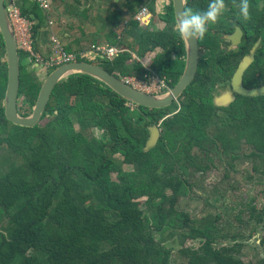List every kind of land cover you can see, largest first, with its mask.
<instances>
[{
  "label": "trees",
  "instance_id": "16d2710c",
  "mask_svg": "<svg viewBox=\"0 0 264 264\" xmlns=\"http://www.w3.org/2000/svg\"><path fill=\"white\" fill-rule=\"evenodd\" d=\"M157 1L120 0V6L132 16L146 6L154 14ZM166 2L162 31H143L134 21L129 30L122 29V35L110 30L108 43L128 51L114 60L94 63L115 76L143 79L146 70L131 53L144 55L160 49L153 70L175 87L185 71L186 44L174 31L173 0ZM225 2L229 20L246 36L239 49L240 59L259 43L254 64L244 78L245 86L258 87L256 76L264 75V0H249L251 20L246 22L237 19L240 0ZM208 3L187 0L186 8L204 10ZM21 12L38 20L35 51L47 58L39 42L46 13L38 0H24ZM113 13L108 22L119 24L123 12ZM213 28L219 33L207 32L200 44L209 49L214 66L223 65L227 57L219 51L225 36L222 31L229 33L235 28L223 21ZM131 36L133 42L129 43ZM84 43L82 50L97 42ZM19 54L18 107L20 110L21 101H25L32 109L42 81L36 74V59L29 53ZM5 56L0 32V264H177L180 258L184 264H246L240 257L245 244L239 230L220 227V215L194 218L180 210V201L197 180L189 179V173L203 167L193 155L215 141L210 136L212 128L231 166L239 159L243 139L264 160V96L242 97L227 108L226 119L217 120L213 119L212 82L194 80L180 99L181 112L161 123L175 105L150 110L132 104L137 107L132 111L128 101L82 75L60 82L41 121L26 128L5 116ZM158 125L159 140L151 145V128ZM126 164L132 170H125ZM207 168L203 167L204 171ZM143 198L142 208L139 201ZM249 210L250 236L261 233V243L255 242L249 249L264 252V207L257 210L251 205ZM242 212L237 217L241 224ZM188 241L192 244L187 245Z\"/></svg>",
  "mask_w": 264,
  "mask_h": 264
},
{
  "label": "water",
  "instance_id": "95a60500",
  "mask_svg": "<svg viewBox=\"0 0 264 264\" xmlns=\"http://www.w3.org/2000/svg\"><path fill=\"white\" fill-rule=\"evenodd\" d=\"M161 3L166 6V0H162ZM186 3L187 0H173L176 18L179 12H183L186 9ZM22 5H24V1H21L20 6L22 7ZM47 15H49V13H47ZM45 23L46 26H49L50 24L52 26L53 22L50 18H48V16H46ZM0 32L2 33L5 40V61L8 65V81L4 99L5 116L7 120L14 125L26 128H33L38 125V123L41 121L47 102L50 100L55 87L60 82L68 78L85 75L91 77L94 82L101 84L104 88L111 90L119 97L129 101L131 104L153 109H162L171 105L173 100L178 99L186 90V88L192 83L197 74L200 61L199 41L193 40L190 41V44L185 42L186 67L183 76L181 77L174 91L162 97H152L134 90L132 87L125 84L121 79L106 71L100 65L92 64L86 61L70 63L55 69L46 77L45 81L41 85L37 102L34 105L31 114L23 115L21 114V111L18 107L21 86V59L13 25L7 12L5 0H0ZM240 35L241 32L238 29L235 35L230 39H235ZM258 46L259 45L257 44L253 51H251L250 55H248L240 64L231 81L232 88L235 89L236 93L244 97L254 98L264 96V86L247 89L243 85L245 72L254 62L255 53ZM34 66L38 69H44V65H41L37 62L34 64ZM228 86L229 84L226 87ZM217 96L218 95H216L215 100L216 105H224L222 102L224 98L218 101L220 96ZM224 97L228 100V103L233 100L227 96V94H225ZM158 137L159 132L154 129L150 141L151 145H155L157 143Z\"/></svg>",
  "mask_w": 264,
  "mask_h": 264
},
{
  "label": "rangeland",
  "instance_id": "374dc122",
  "mask_svg": "<svg viewBox=\"0 0 264 264\" xmlns=\"http://www.w3.org/2000/svg\"><path fill=\"white\" fill-rule=\"evenodd\" d=\"M161 1L162 0H159L158 6H162L160 5ZM27 2H30V0H27ZM86 2L90 3L91 1L86 0ZM118 11L123 12V8L120 6ZM44 12L46 16H48L47 13H49V11L46 10ZM160 13L161 12L158 14L160 15ZM163 14L164 13H161L162 16ZM112 28L113 26L111 25V29ZM164 28L165 24L163 23L160 29L163 30ZM115 29L116 30L113 29L115 33L122 35V26H120L119 29ZM128 42H133L132 36L128 39ZM71 51L75 52L74 49H71ZM157 53H160V51L157 50L156 54ZM144 57L148 58V56ZM51 72L50 70V73ZM36 74L41 81H44L48 76L47 72H44V70L41 71L37 69ZM225 87L226 86L223 85L218 86L216 90L217 95L221 92L225 93L227 89ZM30 108L29 104H25V101H21V114L30 115L33 109ZM243 148V154L249 156L252 148L246 149L245 146H243ZM209 155L215 156V154L212 153H209ZM199 162L206 165V157L202 156ZM254 167L264 169L261 161L254 158H243L240 162H235L234 167H231L226 160L220 162L218 159L215 166L202 174L200 179L198 177L196 178L195 172H190L188 176L189 179L190 177L197 179L195 186L192 190L188 188L189 191L187 196L182 197L180 201V210L191 214L194 218H203L207 215H220V227H229L230 229L239 230L242 233L245 244V248H243L240 257L246 264L264 261V252H257L256 250L253 251L249 249L255 240H257V244L260 243V236L258 234L254 235L255 237L252 235L250 236L253 224H248L247 220L249 219V213L246 212H250L249 206L253 205L252 200H254V206L257 210H261L264 207V176L257 173ZM124 169L132 170L131 166L127 164L124 166ZM139 202L142 204L141 207L143 208L146 200L143 198ZM241 212L243 213V219H241V221H243L242 224L237 219ZM191 244L192 242L188 241L187 245ZM174 247H177V245H174ZM184 263H186V261L180 258L177 264Z\"/></svg>",
  "mask_w": 264,
  "mask_h": 264
},
{
  "label": "flooded vegetation",
  "instance_id": "af4514ba",
  "mask_svg": "<svg viewBox=\"0 0 264 264\" xmlns=\"http://www.w3.org/2000/svg\"><path fill=\"white\" fill-rule=\"evenodd\" d=\"M156 6H157V3H156ZM229 13H230L229 8L226 7V10H225V12L222 15L221 20H219V22L217 23V24L222 23V21L224 23L225 22H227V23L231 22V24H233L234 25V28H235L234 31L229 32V33H227V31H225V30L222 31V33H224L225 36L222 37V39L219 42V51L221 53H223L227 57V61L223 65H221L222 63H220L219 65L216 64L214 66L213 65V62L210 60V51H209V49H206L205 46H202L200 44V41L201 40H198L199 41V46H200V61H199L198 70H199L200 66H202L201 67L202 74L201 75H198V70H197V74H196L194 80L202 81L203 84H209L210 82H212V84H211V87H212L211 88L212 89L211 90V96L213 97V104L215 106V108H214L215 110L213 111V119L216 118L217 120H219V119H226L228 117V115H229V111H228L227 108L229 106H231V104H233L235 101H239L242 97H244V96H241V95H239V94L236 93L235 89L232 88L231 81H232L233 76L237 72L240 64L244 61V59L248 55H250L251 51H253V49L255 48V46L257 44L259 45V43H257L252 49H250L249 54H245L240 59V56L238 55L239 49L244 44V38L246 36H245V33L242 31V29L239 26H237V23H234L231 20H229V18H228V14ZM214 26L215 25H212V26L209 27V31L211 32V34L212 33L213 34L219 33L217 30H214L215 29V28H213ZM130 28L131 27L129 26L128 27V30ZM238 29L240 30L241 35L240 36H237L235 39L234 38L233 39H230V38H232V36L235 35V33L237 32ZM229 30H230V28H229ZM143 31H148V30L145 29ZM155 31L158 32V31H162V30L155 29ZM157 54H159V53H157ZM157 54H154V55L150 56L148 59H146V62L144 63V65H145L144 68L146 70V74L144 75V78L141 79V82L144 83V86H142V88H135V87H133L134 90H136V91H138L140 93L146 94L148 96H152V97H162L164 95H167L169 93H172L174 91L175 87L178 85L177 84L175 87H171L170 84H169V81L166 78H163V77L161 78L160 76H159L158 83H157V81H156V84H153L152 83V79H153V76H154V70H153L152 63H153V60L155 59V57H156ZM183 60L186 62V56L183 57ZM200 63H202V64H200ZM253 64H254V62L248 67V69L245 72V75H246L247 71L249 70V68ZM45 72H47V74H48L50 72V68H46L45 69ZM224 73H226V74L224 75ZM245 75H244V78H245ZM213 81H215V83ZM256 81L259 84L258 87L264 86L263 85V82H264L263 72H261V74H259V73L257 74ZM228 84H229V86L228 87H225V88H227L226 89V92L225 93H222L221 92L217 96V97L220 96L218 101H220V99L224 98L223 101H222L224 103V105H216L215 104V100H216V95H217V92H216L217 87L218 86H221V85L227 86ZM243 85L247 89H253V88H249V87L245 86L244 79H243ZM255 88H257V87H255ZM183 93L181 94V96L178 99L173 100V102L171 103V105H169L168 107L162 108V109H165V108L168 109V108L172 107L173 105H175L177 107L171 113H169L165 117H163L160 120L161 123L165 119L172 118L174 115H176L179 112H181V110H182V104H181L180 99H182ZM225 94H227V96H229L231 99H233L230 103H228V100L224 97ZM127 105L131 108L132 111L137 109V107L131 106L130 104H127ZM149 109L152 110L153 108H149ZM159 126L160 125L155 126V127L153 126L151 128V136H150L151 138H152V132H153L154 129H156L159 132V136H160ZM216 133H217V131L212 128V131L210 133V136L212 138H214L215 141L211 142L205 148H200L193 155V157H195V159L198 160V161H201V157L202 156H205L206 157V160H207V164L206 165L204 163L198 162L200 164L199 166H201V167L202 166L203 167L208 166V168H207L206 171H204L203 167H202V169H199V170H196V171L195 170H192L191 171V172H195V175L196 174L199 175V177L196 176L199 179L201 178V175L202 174H204L205 172H207L208 170H210L213 166H215V163H216V161L218 159L220 160V162H224L226 160L227 163H229L228 162L229 156L224 155V148L222 146V141L217 140L215 138V134ZM158 140H159V137H158ZM158 140H157V142H158ZM240 145H241L242 149L238 153L239 159L232 161V165L233 166L230 165L231 167H234L235 162H240L243 158L244 159L245 158H254V159H257V160L261 161V163L264 166V160L262 158H260L259 156H256L259 152H256V154H255V153H253L254 150L252 149L250 155L249 156H245V154H243V152H244L243 146H245L246 149L249 148V147L247 146V143H246V141L244 139L243 140H240ZM209 153L215 154V156L214 155H209ZM131 168H132V166H131ZM254 170L257 173H260L261 175L264 176V169L263 168L254 167ZM144 199L146 200V198H144ZM252 204L254 205V200H252ZM257 234L260 236V243H261V233H255L252 236L255 237L254 235H257ZM256 241L257 240H255V242ZM260 243H258V245ZM257 252H263V250L262 249H258Z\"/></svg>",
  "mask_w": 264,
  "mask_h": 264
},
{
  "label": "crops",
  "instance_id": "0c3cea01",
  "mask_svg": "<svg viewBox=\"0 0 264 264\" xmlns=\"http://www.w3.org/2000/svg\"><path fill=\"white\" fill-rule=\"evenodd\" d=\"M87 1L91 2L87 3L86 0L56 2L53 0L51 8L49 9V15H51L49 18L53 22L52 26L50 23L49 26H46L44 21L39 29V42L44 55L49 56L50 41L53 36L59 38L66 48L70 47L74 49L75 52L71 51L74 54L87 50V52H91L89 48L86 50L80 49L82 44H85V40L87 42L88 40L95 39L97 43H108L107 35L109 31H114L116 30L115 28L119 27V24H112L113 28L111 29L108 18L111 15L113 16L114 11H118L121 5L120 0ZM71 5L75 7V10L72 9L73 7ZM83 10H85L84 13ZM127 16H129V13L125 9L123 10L122 17L127 18ZM162 24V18L159 16L155 17L153 20V29L162 30L160 29ZM88 56H91V58H87L89 63L92 61L91 59L96 57V55L91 53Z\"/></svg>",
  "mask_w": 264,
  "mask_h": 264
},
{
  "label": "built area",
  "instance_id": "2783aa9c",
  "mask_svg": "<svg viewBox=\"0 0 264 264\" xmlns=\"http://www.w3.org/2000/svg\"><path fill=\"white\" fill-rule=\"evenodd\" d=\"M21 1L22 0H5L7 12L13 25L18 50L24 53H29L31 57L36 59L37 63L44 65L45 68L52 69L74 63L79 58L88 60V57L91 58V56H88L90 53L96 55V59L105 57L110 60L121 53V50L108 44L94 45L92 46L91 52L84 51L78 54L69 53L67 52L64 44L59 40V38L53 36L50 41L49 56L47 58H44L37 51H35L36 43L34 27L38 20L29 19L22 14L20 6ZM38 2L40 3V6L44 11L51 8V0H38ZM148 16H150L149 11L144 8L135 16V20L146 24ZM122 80L126 84L135 88H142V86H144V83L136 78L124 77L122 78ZM156 81L158 83L159 80L154 73L152 83L156 84Z\"/></svg>",
  "mask_w": 264,
  "mask_h": 264
},
{
  "label": "clouds",
  "instance_id": "9594fccd",
  "mask_svg": "<svg viewBox=\"0 0 264 264\" xmlns=\"http://www.w3.org/2000/svg\"><path fill=\"white\" fill-rule=\"evenodd\" d=\"M22 1H24V0H22ZM51 2H53V0H51ZM158 3H159V0L157 1L156 12L154 14L151 12L149 7H147V6L144 7V8H146L149 11V14H150V16L147 17V23L146 24H143V23L138 22V21L135 20V16L139 13V11L144 9V8H142L139 11H137L133 16L129 14L127 19L126 18H122V20L119 23V27H117V29H119L120 26H122L123 29H128V27L130 26V23L132 21H134V22L138 23L139 27L142 30L147 29L150 32H156L153 29V27H154L153 20L157 16L162 17L161 13H164L163 15H165V9L169 5L166 2V6H164L160 2V5H162V7H161V6H158ZM226 7L227 6H226L225 0H209V3L207 5L206 9H204V10H194V9H192L190 7L186 8L183 12H179L178 15H177L176 22L174 24V31H175L176 35L182 41H185V42H187L189 44H190V41H193V40L194 41H198V40L204 39L206 34H207V32L209 31V27L212 26V25H216L219 22V20L221 19L223 13L226 10ZM238 7H239V12H238L237 19L245 21V22L246 21H250L251 20V14H250L251 6H250L249 0H240V3H239ZM159 12H161L160 15L158 14ZM163 23H164V21H163ZM97 44H108V45H110L109 43H106V42H100V43H96L94 45H97ZM94 45H92V46H94ZM92 46L89 47V50L92 49ZM110 46H113V45H110ZM113 47H115V46H113ZM117 49H119V48H117ZM119 50H121V53H123L125 51H128L126 48L119 49ZM158 50L161 52L160 49H158ZM156 51H157V49L154 52H148L147 54H144V55H137L135 53H131V54L133 56V59L136 62L140 63L144 67L145 66L144 63L146 62L145 59H148L150 56L156 54ZM69 53H71V52H69ZM121 53H119L118 55H120ZM118 55L115 56L111 60H114L115 58H117ZM144 56H148V58H146ZM101 59H107V58H105V57L98 58V59L95 58L90 63L101 66L100 63H94V62L100 61ZM108 60H110V59H108ZM82 61L83 62H85V61L88 62L89 60H85V59H80L79 58L76 62H82ZM59 67H61V66H59ZM59 67L52 68L50 70L54 71L55 69H57ZM45 69L46 68L44 67V69H43L44 72H45ZM154 73H155V76L157 77V79L159 80V76L157 75V73L155 71H154ZM49 74H50V72L47 75H49ZM116 77H118L121 80H122V78H124L121 75H118ZM126 77H131V78H136L137 79V77H134V76H126ZM138 80L141 81V79H138ZM44 81H42V83ZM128 86H130V85H128ZM130 87L133 88V86H130ZM130 105L133 106L134 104L132 105L130 103Z\"/></svg>",
  "mask_w": 264,
  "mask_h": 264
}]
</instances>
